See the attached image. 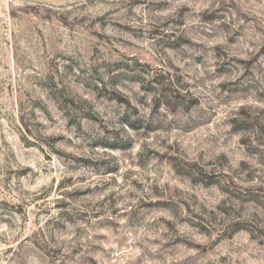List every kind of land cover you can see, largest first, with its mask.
<instances>
[{"label": "rangeland", "instance_id": "rangeland-1", "mask_svg": "<svg viewBox=\"0 0 264 264\" xmlns=\"http://www.w3.org/2000/svg\"><path fill=\"white\" fill-rule=\"evenodd\" d=\"M0 264H264V0H0Z\"/></svg>", "mask_w": 264, "mask_h": 264}]
</instances>
